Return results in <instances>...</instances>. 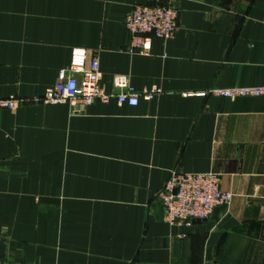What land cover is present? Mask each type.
<instances>
[{
	"label": "crops",
	"instance_id": "obj_1",
	"mask_svg": "<svg viewBox=\"0 0 264 264\" xmlns=\"http://www.w3.org/2000/svg\"><path fill=\"white\" fill-rule=\"evenodd\" d=\"M135 4H174L178 27L127 53ZM124 75L138 104H45L71 50ZM264 0H0V264H264ZM158 93L147 99L145 92ZM214 172L228 204L170 225L171 170Z\"/></svg>",
	"mask_w": 264,
	"mask_h": 264
},
{
	"label": "built area",
	"instance_id": "obj_2",
	"mask_svg": "<svg viewBox=\"0 0 264 264\" xmlns=\"http://www.w3.org/2000/svg\"><path fill=\"white\" fill-rule=\"evenodd\" d=\"M179 8L174 4H135L125 17L124 27L130 35L126 51L130 55H148L152 39L167 41L178 27ZM101 72L97 56H88L86 49L71 50L69 64L59 69L56 82L45 88L41 101L45 104L67 102L76 112L95 101L116 98L119 104L136 106L137 94L124 75L114 76L113 89L103 90L99 84ZM158 90L145 92L151 99ZM215 95L228 99L264 96V87L211 89L200 96ZM22 100L16 96L0 98V110H16ZM170 225L191 226L196 220L209 218L215 208L228 204L232 194L221 189L219 175L214 172L185 173L171 170L157 194ZM1 240V238H0Z\"/></svg>",
	"mask_w": 264,
	"mask_h": 264
},
{
	"label": "water",
	"instance_id": "obj_3",
	"mask_svg": "<svg viewBox=\"0 0 264 264\" xmlns=\"http://www.w3.org/2000/svg\"><path fill=\"white\" fill-rule=\"evenodd\" d=\"M196 221H199V220H196ZM196 221H195V222H196Z\"/></svg>",
	"mask_w": 264,
	"mask_h": 264
}]
</instances>
